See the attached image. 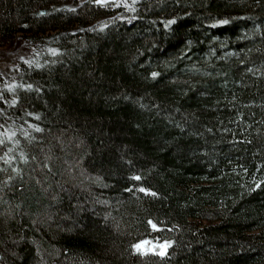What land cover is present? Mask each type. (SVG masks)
I'll list each match as a JSON object with an SVG mask.
<instances>
[{
	"label": "trees",
	"instance_id": "1",
	"mask_svg": "<svg viewBox=\"0 0 264 264\" xmlns=\"http://www.w3.org/2000/svg\"><path fill=\"white\" fill-rule=\"evenodd\" d=\"M20 42L0 264H264V0H0Z\"/></svg>",
	"mask_w": 264,
	"mask_h": 264
},
{
	"label": "rangeland",
	"instance_id": "2",
	"mask_svg": "<svg viewBox=\"0 0 264 264\" xmlns=\"http://www.w3.org/2000/svg\"><path fill=\"white\" fill-rule=\"evenodd\" d=\"M114 1V0H109ZM55 50L53 48H40L26 42H20L8 48L0 49V81L6 85L7 89L13 90L18 82L15 78V69L22 62L40 66L46 55H50ZM140 248L141 251H158L165 253L167 246L164 243H145Z\"/></svg>",
	"mask_w": 264,
	"mask_h": 264
},
{
	"label": "snow or ice",
	"instance_id": "3",
	"mask_svg": "<svg viewBox=\"0 0 264 264\" xmlns=\"http://www.w3.org/2000/svg\"><path fill=\"white\" fill-rule=\"evenodd\" d=\"M93 2L95 3V4H98V5H107L108 3H109V0H93ZM112 6L113 7H117L118 5L116 4V3H112ZM125 7H128V5H126L125 4ZM134 10V9H133ZM171 23H174V21H168L167 22V24H171ZM220 23H227V21H220ZM156 75V73H153V76H155ZM37 131H40V129H38L37 128ZM133 179H135V180H140L141 178L139 177V176H136V177H133ZM140 192H142V193H149V190L148 189H145V188H143V187H141V188H139L138 189ZM129 191H131V189H129ZM151 195H153V196H155L156 195V193H154V192H152V193H150ZM149 224H151V226L154 228V229H156V230H159V228H158V226L155 224V223H153L152 221H149ZM143 245H136L135 247L137 248V249H140L141 247H142ZM165 247L167 246V244H165L164 245ZM161 255H163V252H161L160 253Z\"/></svg>",
	"mask_w": 264,
	"mask_h": 264
}]
</instances>
